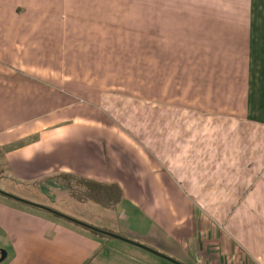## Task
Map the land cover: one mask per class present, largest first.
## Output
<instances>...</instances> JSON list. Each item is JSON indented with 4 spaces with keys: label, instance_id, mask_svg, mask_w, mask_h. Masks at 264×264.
<instances>
[{
    "label": "crops",
    "instance_id": "obj_1",
    "mask_svg": "<svg viewBox=\"0 0 264 264\" xmlns=\"http://www.w3.org/2000/svg\"><path fill=\"white\" fill-rule=\"evenodd\" d=\"M0 174L182 264H264V0H0ZM87 182L116 187L114 213ZM9 202L0 264L152 260Z\"/></svg>",
    "mask_w": 264,
    "mask_h": 264
},
{
    "label": "rangeland",
    "instance_id": "obj_2",
    "mask_svg": "<svg viewBox=\"0 0 264 264\" xmlns=\"http://www.w3.org/2000/svg\"><path fill=\"white\" fill-rule=\"evenodd\" d=\"M3 176H5L4 174H0V189H1V191H3V182H4V179H5V177H3ZM46 182V185L47 186H52V187H54V188H56L57 187V184H55V183H53V182H50V184H48L47 183V181H45ZM73 182H76V181H73ZM63 183H68L67 181H65V182H63ZM75 187V186H74ZM64 190L65 191H67V192H72L74 189H67V188H64ZM98 191H99V197H101V199H99V201L97 202V199L96 200H90V207H95V209H97L98 207H100V206H103V207H107V208H110V212L109 213H114V211H115V209H116V203H113V204H109V203H107V201H106V199H107V193L105 192V191H102V189L101 188H99L98 189ZM108 192V191H107ZM112 192V191H111ZM5 193V192H4ZM56 195H58V194H62V192H60L59 193V191H56ZM39 194V193H38ZM90 194H91V191H90ZM0 197H3V198H0V200H2V201H4V202H7V203H9V204H11L9 201H10V198L8 197V196H5L4 194H0ZM67 200V199H66ZM66 200H65V202H66ZM64 202V203H65ZM73 202H75V207H77L79 210H84L85 208H86V206L84 205V204H82L80 201H75L73 198H69V201H68V204H69V206L72 208V203ZM112 221H111V223H109V224H115L114 223V221H113V219H111ZM126 222L129 224V219L128 220H126ZM132 225H134V223L133 222H130ZM100 224H104V225H106L105 223H103V222H100ZM91 226V225H90ZM94 227V226H93ZM102 236V235H101ZM104 236V235H103ZM109 239H111V238H109ZM131 240V239H130ZM111 241H113L114 243H117V245H129V244H125V243H127V242H120L121 240H119V239H116V238H112V240ZM131 241H133V240H131ZM133 242H136V241H133ZM121 243H123V244H121ZM132 245V244H131ZM130 247H133V246H130ZM135 247H138V246H135ZM109 248V252L111 253V252H114V253H119L118 251H117V249L118 248H116V246H113V247H108ZM137 249H139V248H137ZM4 251L6 254H7V252H8V254H10L9 255V257H11L13 254H12V249H11V246H10V243L8 242V240H7V238L5 237V236H3V237H1V234H0V251ZM9 250V251H8ZM110 250H112V251H110ZM141 251V250H140ZM144 253H149V252H144ZM119 254H121V253H119ZM162 254V253H161ZM121 255H123V254H121ZM147 255H150L149 257H151L150 259H152L151 261H138V260H136V259H133V258H130V257H127V259L129 258L130 260H134V261H136V262H138V263H140V264H174V263H172V262H170V261H168V260H166V259H163V258H161V257H159V256H157V255H154V254H147ZM163 255H165V254H163ZM1 254H0V260H1ZM124 256V255H123ZM167 256V255H166ZM126 257V256H125ZM169 257V256H168ZM170 258H172V257H170ZM172 259H174V258H172ZM9 260H10V258H9ZM8 260V261H9ZM8 261H7V263H8ZM6 263V264H7Z\"/></svg>",
    "mask_w": 264,
    "mask_h": 264
},
{
    "label": "water",
    "instance_id": "obj_3",
    "mask_svg": "<svg viewBox=\"0 0 264 264\" xmlns=\"http://www.w3.org/2000/svg\"><path fill=\"white\" fill-rule=\"evenodd\" d=\"M0 194H4L5 196H8V197H10V198L16 199V200H18V201L24 202V203H26V204H29V205H32V206H35V207H39V208H42V209H45V210H49V211H51V212H53V213H55V214H57V215H60V216L66 218V219H68V220H70V221H73V222H75V223H77V224H79V225H82V226H84V227H88L89 229H93V230H95V231H99V232H101V233H103V234H106V235L112 237V238H116V239H119V240H121V241H124V242L130 243V244H132V245L138 246V247H140V248H142V249H144V250H146V251H148V252H150V253H152V254H154V255H157V256H159V257H161V258H163V259H166V260H168V261H170V262H172V263H174V264H182V263L176 261L175 259H172V258H170V257H168V256H166V255H163V254H161L160 252H158V251H156V250H154V249H152V248H150V247H148V246H146V245H142V244H140V243L133 242V241H131V240L128 239V238H125V237H122V236H119V235H117V234H113V233H110V232H107V231H103V230L98 229V228H96V227L90 226V225H88V224H86V223H83V222L77 221V220H75V219H73V218H71V217H68V216H65V215H63V214H61V213H58V212H56V211H54V210H51V209H49V208H47V207L39 206V205H35L34 203H31V202L25 201V200H23V199L17 198V197H15V196L11 195V194L6 193V192L4 193V191H1V190H0ZM0 253H1V255H2L0 261H3V260L6 258V253H5L4 251H2V250L0 251Z\"/></svg>",
    "mask_w": 264,
    "mask_h": 264
},
{
    "label": "trees",
    "instance_id": "obj_4",
    "mask_svg": "<svg viewBox=\"0 0 264 264\" xmlns=\"http://www.w3.org/2000/svg\"><path fill=\"white\" fill-rule=\"evenodd\" d=\"M80 179H78L76 182H82V181H79ZM88 184H84V186H88V187H90V190H88V196L90 197V198H92L93 200H96L97 199V202L99 201V199H101V197H99L100 195H99V191H98V189L99 188H97V187H99V185L98 184H96V183H91V182H87ZM114 188H116L115 186H107L106 187V189L105 190H102V191H105L106 193H107V199H106V201H107V203H109V204H113V203H116L118 200H119V198L121 197V194L119 193V191H116V190H114ZM90 191H91V194H90ZM108 191V192H107ZM112 191V192H111ZM86 228H88V227H86ZM97 228V227H96ZM89 229V228H88ZM89 230H91V231H93L94 233H97V234H99V235H104V236H108V235H106V234H103V233H101V232H99V231H95V230H93V229H89ZM102 230V229H101ZM103 231H105V230H103Z\"/></svg>",
    "mask_w": 264,
    "mask_h": 264
},
{
    "label": "built area",
    "instance_id": "obj_5",
    "mask_svg": "<svg viewBox=\"0 0 264 264\" xmlns=\"http://www.w3.org/2000/svg\"><path fill=\"white\" fill-rule=\"evenodd\" d=\"M202 260V258H201V256H199L198 258H197V262L199 263V261H201Z\"/></svg>",
    "mask_w": 264,
    "mask_h": 264
}]
</instances>
